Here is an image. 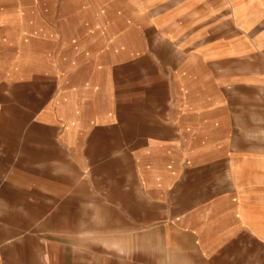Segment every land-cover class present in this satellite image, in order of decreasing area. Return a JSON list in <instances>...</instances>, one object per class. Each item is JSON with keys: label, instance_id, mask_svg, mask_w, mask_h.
Segmentation results:
<instances>
[{"label": "crops", "instance_id": "1", "mask_svg": "<svg viewBox=\"0 0 264 264\" xmlns=\"http://www.w3.org/2000/svg\"><path fill=\"white\" fill-rule=\"evenodd\" d=\"M57 3L23 38L49 56L23 76L41 86L30 118L81 173L131 176L130 252L103 262L264 264V0Z\"/></svg>", "mask_w": 264, "mask_h": 264}, {"label": "rangeland", "instance_id": "2", "mask_svg": "<svg viewBox=\"0 0 264 264\" xmlns=\"http://www.w3.org/2000/svg\"><path fill=\"white\" fill-rule=\"evenodd\" d=\"M51 5L0 0V86L11 88L13 110L7 119L12 156L0 159V169L12 168L6 181L0 176V264H105V252H130L135 211L121 203H131L135 193L121 181L131 176L81 173L63 146L31 121L41 86L23 76L38 57L49 56L35 39L23 38L52 21ZM155 210L162 216L161 207Z\"/></svg>", "mask_w": 264, "mask_h": 264}]
</instances>
